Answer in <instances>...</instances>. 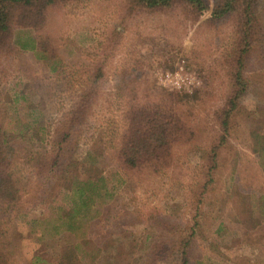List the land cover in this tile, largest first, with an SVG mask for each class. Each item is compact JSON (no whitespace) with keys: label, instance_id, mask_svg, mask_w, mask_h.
I'll list each match as a JSON object with an SVG mask.
<instances>
[{"label":"rangeland","instance_id":"1","mask_svg":"<svg viewBox=\"0 0 264 264\" xmlns=\"http://www.w3.org/2000/svg\"><path fill=\"white\" fill-rule=\"evenodd\" d=\"M205 1L209 7L193 17L176 3L60 0L42 23L14 26V47L0 50V111L43 141L41 163L73 104L88 100L52 179H38L16 155L12 166L27 183L21 203L44 199L6 226L5 264H29L35 254L70 264L74 245L72 264H264V0H255V35L242 53L247 86L222 143L238 16L213 20L212 0ZM32 40L36 50L20 47ZM155 103L182 130L165 150L163 170L128 168L115 158L125 110ZM218 142L203 198L202 172ZM78 183L95 204L80 207L69 229L65 213L81 205Z\"/></svg>","mask_w":264,"mask_h":264},{"label":"trees","instance_id":"2","mask_svg":"<svg viewBox=\"0 0 264 264\" xmlns=\"http://www.w3.org/2000/svg\"><path fill=\"white\" fill-rule=\"evenodd\" d=\"M60 0H0V50L12 46L14 47V26L39 24L45 18V14L49 7ZM64 1V0H62ZM129 3L138 5L147 9H161L170 7L174 3L182 4L188 14L193 17L198 16L205 11L209 5L205 0H129ZM255 0H212L210 7V17L213 20L221 19L230 14L238 16V34L239 40L235 44V67H234V89L228 98V107L223 110L220 120V126L224 135L219 137V142L224 141V136L228 131V120L230 111L235 107L236 99L243 92L247 84L242 75V53H246L248 47L244 49L253 36L255 35V25L257 18L254 9ZM18 41H16L17 44ZM30 45V46H28ZM22 49L30 48L36 50L33 40L31 43H20ZM242 55V56H241ZM236 88V90H235ZM82 99V100H81ZM87 94L79 96L73 104L65 120L61 122L63 128L56 130V136L50 140L52 142L49 150V156L41 163L44 153H40L36 148L43 147V141L34 138V133L28 132L23 125L16 121L13 124L9 118L5 117L0 111V264H5L6 257H2L3 253L7 254V246H5V228L8 223L17 218L18 215L29 209L31 205L37 201H43L44 198L34 197L27 204L21 203V192L26 190V178L21 170H14L13 163L16 162V155H20L21 160L31 163L35 166L38 179L47 180L53 178L56 174L58 164H63L67 157L68 149L72 146V140L77 130L79 117L87 108ZM31 104V103H30ZM34 109V108H33ZM160 104H143L133 105L125 110L123 117L124 130L121 136L120 145L115 149V158L128 168L145 166L154 172L163 170L168 162L169 153L166 148L171 145L173 137L182 130L178 120L167 118L163 113ZM35 129V128H33ZM50 142V143H51ZM213 146L210 150L209 169L204 170L203 176L206 180L202 183L203 198L207 190L214 180L215 165H216V148L219 145ZM41 150V149H40ZM261 152L264 153V146L261 147ZM48 159V160H47ZM47 160V161H46ZM48 166L47 168L45 166ZM61 168V166L59 167ZM77 180V176H73V180ZM46 183V182H42ZM42 190L43 186H40ZM87 188L85 183H78L74 191L81 198V205L76 202L72 208L66 211V223L68 228H72V221L75 220V215L80 207L88 204L94 205L95 199H86L84 189ZM30 190V189H27ZM32 195L36 192L31 193ZM264 198V194H263ZM241 213V212H240ZM264 214V213H263ZM54 228L56 225L53 226ZM68 229V230H69ZM4 242V243H3ZM179 242V241H178ZM187 245V242L184 246ZM76 246H72L67 250L66 259L72 262L76 259ZM7 260V259H6ZM29 264H57L54 261L45 260L39 254L31 257Z\"/></svg>","mask_w":264,"mask_h":264}]
</instances>
